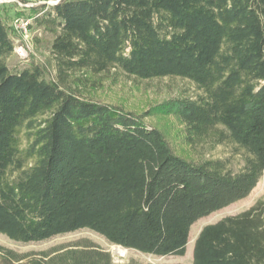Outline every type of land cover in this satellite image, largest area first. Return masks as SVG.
<instances>
[{
  "label": "trees",
  "instance_id": "1",
  "mask_svg": "<svg viewBox=\"0 0 264 264\" xmlns=\"http://www.w3.org/2000/svg\"><path fill=\"white\" fill-rule=\"evenodd\" d=\"M52 1L32 10L53 36L52 70L9 68L14 31L0 16V234L31 244L88 229L127 250L185 257L192 227L246 199L264 174V0ZM113 72L198 89L155 109L181 125L193 159L96 98ZM208 145L228 155L206 158ZM0 264L114 260L83 239L39 253L0 245ZM192 264H264V198L204 227Z\"/></svg>",
  "mask_w": 264,
  "mask_h": 264
},
{
  "label": "rangeland",
  "instance_id": "2",
  "mask_svg": "<svg viewBox=\"0 0 264 264\" xmlns=\"http://www.w3.org/2000/svg\"><path fill=\"white\" fill-rule=\"evenodd\" d=\"M55 3L52 0H0V16L14 31L15 51L6 61L11 70L27 67L31 62L44 65L52 70L53 61L50 48L53 36L44 28L34 24L32 10ZM26 20L31 22L29 26H23V22ZM198 94V89L191 82L181 78L142 81L120 72L107 74L95 90V96L99 101L133 112L145 118L147 124L159 127L177 153L191 159L194 156L183 142L181 125L172 116H163L160 113L157 116L155 109L168 101L180 97H196ZM203 152L206 158L228 155V149L222 146L208 145ZM262 198H264V174L257 187L246 199L201 219L192 227L185 257L161 258L127 250L112 245L104 237L88 229L58 236L46 242L31 244L15 242L0 234V245L19 253H39L87 239L109 252L114 264H192L195 241L204 227L247 211Z\"/></svg>",
  "mask_w": 264,
  "mask_h": 264
},
{
  "label": "built area",
  "instance_id": "3",
  "mask_svg": "<svg viewBox=\"0 0 264 264\" xmlns=\"http://www.w3.org/2000/svg\"><path fill=\"white\" fill-rule=\"evenodd\" d=\"M30 23H31V22H30L29 20H26V21L23 22V26H29Z\"/></svg>",
  "mask_w": 264,
  "mask_h": 264
},
{
  "label": "water",
  "instance_id": "4",
  "mask_svg": "<svg viewBox=\"0 0 264 264\" xmlns=\"http://www.w3.org/2000/svg\"><path fill=\"white\" fill-rule=\"evenodd\" d=\"M58 3V2H57ZM57 3H55V4H57Z\"/></svg>",
  "mask_w": 264,
  "mask_h": 264
}]
</instances>
